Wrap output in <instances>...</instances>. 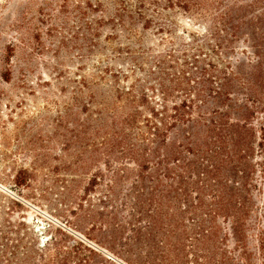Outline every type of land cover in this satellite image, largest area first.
Segmentation results:
<instances>
[{"label": "trees", "instance_id": "16d2710c", "mask_svg": "<svg viewBox=\"0 0 264 264\" xmlns=\"http://www.w3.org/2000/svg\"><path fill=\"white\" fill-rule=\"evenodd\" d=\"M166 2L168 8L193 12L196 18L212 7L205 0ZM161 3L121 1L105 10L112 11L119 32L131 40L139 24L167 29ZM155 9L157 18L146 13ZM209 17L202 31L183 43L197 54L184 50L182 62L176 55L172 66L159 59L157 75L146 74L158 87L142 78L137 84L97 91L99 109L89 114L83 130L73 129L75 136L83 134L85 146L67 159L54 158L55 164L47 152L41 160L19 164L15 183H30L44 167L52 175L64 170L71 179L61 176L62 187L73 190L91 225L120 234L150 264H257L250 260L247 237L254 216L261 225L264 258V182L261 188L258 180L259 172L264 178V160L255 156L256 149L264 157V130L258 139L243 118L226 119L225 113L212 118L210 104L212 93L213 98L228 96L229 84L228 79L218 82L219 75L212 72L217 70L212 46L219 48L224 40L229 47L247 30L264 26L244 17ZM131 60L135 65L144 62L135 56ZM190 63L200 70L191 72ZM168 67L175 70L168 72ZM214 83L220 84L214 88ZM260 191L263 198L257 201ZM20 207L17 199L0 192V264H93L87 252H96L94 248L84 240L68 241L62 229V236L38 240L17 211ZM225 224L241 246L239 259L228 247Z\"/></svg>", "mask_w": 264, "mask_h": 264}, {"label": "rangeland", "instance_id": "374dc122", "mask_svg": "<svg viewBox=\"0 0 264 264\" xmlns=\"http://www.w3.org/2000/svg\"><path fill=\"white\" fill-rule=\"evenodd\" d=\"M121 1L135 0H0V192L22 203L17 211L26 217L38 240L62 236V229L68 233V241L84 240L94 248L96 252H87L93 264H150L120 234L91 225V217L80 210L73 190L62 187L61 176L71 179L67 172L52 175L44 167L35 180L18 185L14 181L18 165L29 159L41 160L45 152L52 164L58 162L54 158L67 159L78 152L85 139L83 134L75 136L73 129L83 130L89 114L99 109L97 91L137 84L142 78L158 87V82L146 74L157 75L162 66L159 59L172 66L177 64L176 55L182 62L184 50L197 54L183 43L202 31L209 16L244 17L264 26V0H205L212 7L197 18L193 12L168 8L166 0H159L162 8L166 7L161 21L168 24L167 29H158L154 23L145 29L139 24L131 40L119 32L112 11L105 10ZM146 13L157 18L156 9ZM132 56L144 62L135 65ZM212 64L217 66L212 71L219 75L216 80L229 82L228 96L213 98L216 94L212 93V118H222L224 113L226 119L243 118L259 139L264 130V29L247 30L229 47L224 40L221 47L212 46ZM167 70L173 72L175 68ZM196 70L200 68L190 63V71ZM257 152L255 149L256 161L263 162L264 157ZM261 174L258 180L262 188ZM256 196L261 200L262 191ZM250 225V260L263 264L260 221L253 216ZM225 227L228 247L239 259L241 246L230 224Z\"/></svg>", "mask_w": 264, "mask_h": 264}]
</instances>
